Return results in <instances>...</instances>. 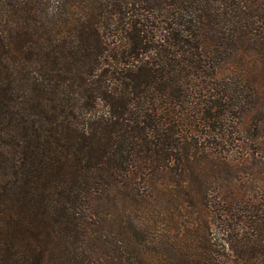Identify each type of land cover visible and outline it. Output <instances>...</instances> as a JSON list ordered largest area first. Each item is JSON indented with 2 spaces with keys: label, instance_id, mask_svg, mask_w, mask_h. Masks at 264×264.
<instances>
[{
  "label": "trees",
  "instance_id": "1",
  "mask_svg": "<svg viewBox=\"0 0 264 264\" xmlns=\"http://www.w3.org/2000/svg\"><path fill=\"white\" fill-rule=\"evenodd\" d=\"M0 264H264V0H0Z\"/></svg>",
  "mask_w": 264,
  "mask_h": 264
},
{
  "label": "rangeland",
  "instance_id": "2",
  "mask_svg": "<svg viewBox=\"0 0 264 264\" xmlns=\"http://www.w3.org/2000/svg\"><path fill=\"white\" fill-rule=\"evenodd\" d=\"M176 217H177V221L180 222V223H184L186 221L189 220V216L187 215V218L186 219H183V218H180L177 214H175ZM169 224L171 225V222L169 221Z\"/></svg>",
  "mask_w": 264,
  "mask_h": 264
}]
</instances>
